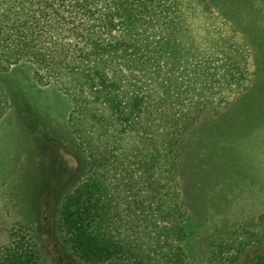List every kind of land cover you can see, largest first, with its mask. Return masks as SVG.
Listing matches in <instances>:
<instances>
[{"label":"rangeland","instance_id":"obj_1","mask_svg":"<svg viewBox=\"0 0 264 264\" xmlns=\"http://www.w3.org/2000/svg\"><path fill=\"white\" fill-rule=\"evenodd\" d=\"M183 1L195 34L202 37L207 29L224 56L237 58L245 47L249 58L238 67L233 93L205 95L201 114L177 137L178 153L170 163L175 180L171 172L161 174L143 160L139 154L144 152L129 158L127 170L125 155L107 138L119 130L108 110L88 92L78 104L71 95L77 96L78 89L62 86L70 80L72 66L90 54V33L110 27H95L87 18L95 10L84 0H69L66 6L53 0L64 21L60 25L46 8L28 6V15L43 30L40 46L47 68L37 71L29 61L9 60L0 72V248L26 235L36 254L34 264H99L72 255L60 231L65 198L86 181L90 167L98 174L75 129L105 160L102 165L107 161V183L127 170L149 176L148 181L162 184L173 197L160 220L156 202L140 201L141 194L133 201L127 181L119 200L125 208L132 205L129 211L137 210L132 226H122L131 256L102 264H264V0ZM130 68L125 71L129 76ZM104 70L109 77L114 74ZM118 71L114 75L124 78V70ZM134 76L131 85L146 93L157 87L156 70L147 65ZM88 108L95 115L104 111L103 117L90 115ZM104 117L109 119L102 126ZM137 146L130 143L135 151ZM147 204L150 209L143 213Z\"/></svg>","mask_w":264,"mask_h":264},{"label":"trees","instance_id":"obj_2","mask_svg":"<svg viewBox=\"0 0 264 264\" xmlns=\"http://www.w3.org/2000/svg\"><path fill=\"white\" fill-rule=\"evenodd\" d=\"M68 1L60 0V3L66 6ZM84 1L95 10L87 13L95 27L100 28L104 23L110 30L90 33L86 38L90 54L81 56L80 63L72 66L70 80L62 86L66 91L78 89L77 96L71 94L78 104L82 105L86 99L80 100L83 92H88L94 103L103 104V109L108 110L119 126L120 134L108 133L107 138L115 143L116 151L125 155L128 162L131 156H136L135 152H144L139 154L143 160L150 162L161 174L169 176L171 172L175 180L170 163L171 155L178 153L177 137L187 133L201 114L206 106L205 95L218 98L233 93L239 83L238 67L241 61L245 64L246 56L249 58L245 47L237 58L224 56L211 32L206 29L202 37L193 32L191 14L182 0ZM28 6L31 10H36L34 6L46 8L50 12L48 16L57 25L64 24L58 16L60 7L53 0H0V54L7 55L0 58V72H5L3 63L9 60L14 63L29 61L37 71L43 72L47 68L40 46L43 30L28 15ZM141 57H145L144 63L139 62ZM145 65L149 70H156L154 79L158 82L157 87L148 89L147 93L141 87L131 85V80L136 81L134 75ZM127 67H131L130 76L125 72ZM105 68L114 74L117 69H120L118 72L124 70L125 76L110 74L109 77ZM93 110L88 108L90 115L103 117L104 111L95 115ZM108 119L104 117L102 126ZM73 131L78 134L79 141L87 145L86 151L93 158L92 166H96L98 174L90 167L86 181L65 198L60 217L62 242L81 260L99 264L127 261L131 247L124 245L128 232L122 226H132V216L137 210L129 211L132 205L125 208L119 200L122 189L126 191V182L130 183L133 201L140 200L141 194L140 201L152 202V205L156 202L160 220L173 197L162 184L148 181L149 176H134L128 172L130 162L127 170H123V176H112L111 184L107 183L110 177L107 161L102 165L105 160L98 157L85 134L80 130ZM133 141L136 151L130 147ZM130 197L126 196V199ZM155 208L151 210L157 211ZM149 209L150 204L143 205L142 211ZM142 221L146 219L139 223ZM121 233L124 239L119 237ZM35 260V251L28 247L26 235L19 236L13 245L0 248V264H34Z\"/></svg>","mask_w":264,"mask_h":264}]
</instances>
